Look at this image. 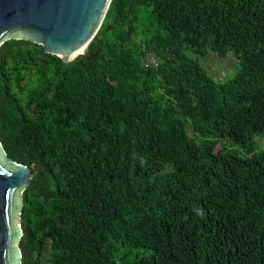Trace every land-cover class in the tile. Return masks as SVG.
Segmentation results:
<instances>
[{"label": "trees", "instance_id": "1", "mask_svg": "<svg viewBox=\"0 0 264 264\" xmlns=\"http://www.w3.org/2000/svg\"><path fill=\"white\" fill-rule=\"evenodd\" d=\"M85 53L0 46L21 264H264V0H112Z\"/></svg>", "mask_w": 264, "mask_h": 264}, {"label": "water", "instance_id": "2", "mask_svg": "<svg viewBox=\"0 0 264 264\" xmlns=\"http://www.w3.org/2000/svg\"><path fill=\"white\" fill-rule=\"evenodd\" d=\"M111 1L0 0V46L26 38L65 63L76 62L86 56ZM31 179V169L8 155L0 136V264H21L23 193Z\"/></svg>", "mask_w": 264, "mask_h": 264}, {"label": "rangeland", "instance_id": "3", "mask_svg": "<svg viewBox=\"0 0 264 264\" xmlns=\"http://www.w3.org/2000/svg\"><path fill=\"white\" fill-rule=\"evenodd\" d=\"M190 54L197 58L202 63V65L219 80H228L232 78L239 70V63L233 61L234 57L236 58V55L232 52L229 53L227 57H221L215 52H211L207 56H197L193 52H190ZM261 139V135L257 136L258 142H261Z\"/></svg>", "mask_w": 264, "mask_h": 264}, {"label": "bare ground", "instance_id": "4", "mask_svg": "<svg viewBox=\"0 0 264 264\" xmlns=\"http://www.w3.org/2000/svg\"><path fill=\"white\" fill-rule=\"evenodd\" d=\"M83 46H85V45H83ZM81 50H82V48L79 49V51H81Z\"/></svg>", "mask_w": 264, "mask_h": 264}, {"label": "clouds", "instance_id": "5", "mask_svg": "<svg viewBox=\"0 0 264 264\" xmlns=\"http://www.w3.org/2000/svg\"><path fill=\"white\" fill-rule=\"evenodd\" d=\"M93 40V39H92ZM86 50V49H85Z\"/></svg>", "mask_w": 264, "mask_h": 264}]
</instances>
